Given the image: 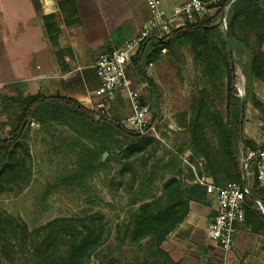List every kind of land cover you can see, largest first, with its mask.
<instances>
[{
    "label": "rangeland",
    "instance_id": "rangeland-1",
    "mask_svg": "<svg viewBox=\"0 0 264 264\" xmlns=\"http://www.w3.org/2000/svg\"><path fill=\"white\" fill-rule=\"evenodd\" d=\"M17 1L7 0L9 9L5 12L0 5L2 17L10 20L16 14L14 8L23 4V0ZM186 1L165 0V6H180ZM2 2L0 0V4ZM260 6L263 8L264 2ZM67 13L62 17L65 22L72 16ZM258 31L257 25L244 19L236 25L239 40L231 49L239 98L242 91L241 97L245 99L249 86L246 78L250 58L243 45L256 46ZM207 62L206 58L195 56L182 40L176 41L155 63L142 66L152 87L141 88L143 80L136 74L131 60L127 67L128 78L133 86L141 89L142 98L151 108L150 121L154 120L152 125L157 131L155 137H144L141 151L136 150V145L130 151L127 139L111 126L83 128L77 124L73 129L63 122L49 120L47 114L42 121L32 119L17 153L16 173L0 181V264H40L37 248L46 241L49 225L60 219H81L82 224L94 222L105 228L107 242L83 264H130L150 259L153 242L146 240L137 247L119 240L140 205L162 200L166 182L178 180L183 197L196 200L203 195L191 193L196 186L201 192L205 190L201 185L203 180L213 184L218 180L222 186L240 184L225 180L229 169L219 153L220 137L215 122L218 118L224 123L228 120L227 69L222 64L214 67ZM250 87L251 93L256 96V91V98L262 103L264 82L252 81ZM41 91L36 85L30 88L27 84L5 83L0 111L1 137H6L14 127L24 99L32 93L42 94ZM200 107L205 132L203 147L210 159L196 151L192 142L190 124ZM130 112L127 100L122 98L117 106L110 107L106 116L122 124ZM261 113L248 96L243 123L238 127L242 128V136L239 132L235 142L240 158L244 140L256 145L253 138L261 134L258 127ZM246 183L253 188L255 180L250 177ZM24 226L31 234L23 243ZM243 226L248 234L254 235L246 224ZM43 227L48 228L36 235L35 231ZM256 235L262 246L264 234ZM208 254L214 259L206 257L207 264H223V258L215 249Z\"/></svg>",
    "mask_w": 264,
    "mask_h": 264
},
{
    "label": "trees",
    "instance_id": "trees-1",
    "mask_svg": "<svg viewBox=\"0 0 264 264\" xmlns=\"http://www.w3.org/2000/svg\"><path fill=\"white\" fill-rule=\"evenodd\" d=\"M261 2H264V0H239L227 14L228 28L226 30L231 46H233L239 40L236 34V25L240 19L248 21L251 25H257L259 28L257 45L251 46L245 43L243 45L250 58V68L246 78L249 86L246 90L245 102L247 104V98L250 96L255 109L259 112H262V103L251 93L250 83L252 81L264 82V53L261 50L264 42V11L260 6ZM57 3L61 11L70 12L72 16H75L76 7L74 0H57ZM222 13L223 10H217L213 17L203 23L187 25L175 31L170 39L150 40L147 42L145 49L140 50L132 58V63L136 74L143 80L142 83H145L147 88L149 86L152 87L151 81L142 72V66L155 63L163 51L170 48L172 43L182 40L184 44L190 47L195 56L206 58L208 60L207 63L214 67L219 64L226 67L228 120L224 123L220 118L215 119L220 137L219 153L229 169V174L225 180L244 184L240 157L235 149V142L239 139L240 132L238 128L240 127V98L237 96L235 77H233V72L231 71L230 59L224 43V31L219 24ZM43 21L50 41L56 45L60 31L57 22H55V16H44ZM3 102L4 97H2V105ZM142 102L146 103L144 99ZM201 111L202 108L200 107L199 114L195 115L190 124L192 142L196 151L205 158L210 159L205 146L203 147L205 132ZM44 114H47L49 120L63 122L73 129L77 124L83 128L111 126L119 135L127 139L130 143H127L130 151H132L134 145L137 146V151H141L140 145L144 137L125 129L119 120L111 119L105 115L98 114L94 110H89L70 97L36 94L24 99L21 113L17 116L14 127L6 137L0 136V181L6 176L11 177L13 175L11 173L14 171L16 173L19 166L17 153L22 145V139L29 131V123L32 119L42 121ZM98 116L99 118H97ZM153 121L151 120L150 123H153ZM243 143L246 149L253 147L251 142L244 140ZM214 185L216 187H225L220 185L218 180ZM205 191L203 190L202 193L201 188L196 186L191 195L200 194L203 197L197 198L198 200L184 198L180 182L176 179H171L163 187V198L160 202L158 200L145 202L140 205L126 224L122 232V239L119 241L123 243L128 241L131 246L138 247L142 242L149 240L153 242L154 250L150 259L137 260L130 264H176L169 254L161 248V245L171 231L186 219L189 214L190 203L192 201H204ZM258 201L264 205V190L260 188L258 181L255 180L254 187L251 188L249 195L245 199L244 222L254 234H264V214L259 209ZM92 221L94 220L92 219ZM83 222L81 219H60L52 222L49 225L50 232L46 241L37 248L40 264H83L89 260L96 250L105 245L107 242L105 240V228L94 222L89 225L82 224ZM46 228L48 227L37 229L35 234L38 235V232L44 231ZM30 234L27 227L24 226L21 234L23 243ZM119 238H121L120 235ZM102 264L121 263L108 262Z\"/></svg>",
    "mask_w": 264,
    "mask_h": 264
},
{
    "label": "crops",
    "instance_id": "crops-1",
    "mask_svg": "<svg viewBox=\"0 0 264 264\" xmlns=\"http://www.w3.org/2000/svg\"><path fill=\"white\" fill-rule=\"evenodd\" d=\"M74 2L76 14L67 22L62 20L67 12L60 10L57 0H23L10 20L2 17L0 9V82L5 85L12 81L30 88L36 85L44 96L70 97L93 110L99 102L94 92L100 80L92 66L99 54L121 47L137 34L147 19V7L145 0ZM162 2L166 5L165 0ZM0 5L4 12L9 9L7 0ZM47 15L55 16L60 31L56 45L50 41L43 21ZM261 50L264 53V42ZM122 98L126 99L125 94L118 92L111 106H117ZM215 214L212 195L206 193L203 202L192 201L188 216L171 231L161 248L178 264H207L206 257L214 259L208 254L212 249L223 258V264H264V241L261 246L259 235L248 234L245 222L238 227L234 252L225 253L209 240L207 228ZM242 226L244 231H239Z\"/></svg>",
    "mask_w": 264,
    "mask_h": 264
},
{
    "label": "built area",
    "instance_id": "built-area-1",
    "mask_svg": "<svg viewBox=\"0 0 264 264\" xmlns=\"http://www.w3.org/2000/svg\"><path fill=\"white\" fill-rule=\"evenodd\" d=\"M238 1L187 0L180 6L167 9L162 0H145L148 16L137 34L121 47L99 54L92 66L100 80V86L94 92L99 102L93 110L106 116L116 94L123 92L131 110L130 115L122 122L123 127L142 137H155L156 128L150 123L151 108L142 102L144 97L139 92L141 89L133 86L128 78L127 67L132 58L140 50H144L150 40L170 39L173 32L187 25L203 23L213 17L217 10H223L219 24L225 32L228 28L227 14ZM4 86L0 82V111ZM140 87L146 88L147 85L142 83ZM239 95L241 97L243 94L240 92ZM258 127L261 134L253 138L256 145L244 148L240 163L246 180L252 177L264 190V104ZM201 185L205 187L207 194L214 197L216 208L215 217L207 228V236L225 253H230L235 247L238 227L245 221V199L251 188L247 183L216 187L208 180H203ZM257 204L264 214V205L259 201Z\"/></svg>",
    "mask_w": 264,
    "mask_h": 264
},
{
    "label": "water",
    "instance_id": "water-1",
    "mask_svg": "<svg viewBox=\"0 0 264 264\" xmlns=\"http://www.w3.org/2000/svg\"><path fill=\"white\" fill-rule=\"evenodd\" d=\"M223 38H224V43L226 45L228 57L230 59L231 71L233 72V77H234L235 66H234V61L232 59V49H231L230 40H229V37H228V34H227L226 31L223 32ZM245 106H246L245 99L243 97H240V124L243 123V118H244V113H245ZM241 134H242V128H240V135ZM243 156H244V153H243ZM243 183H246L245 176L243 178Z\"/></svg>",
    "mask_w": 264,
    "mask_h": 264
},
{
    "label": "bare ground",
    "instance_id": "bare-ground-1",
    "mask_svg": "<svg viewBox=\"0 0 264 264\" xmlns=\"http://www.w3.org/2000/svg\"><path fill=\"white\" fill-rule=\"evenodd\" d=\"M241 93L243 94V92L241 91Z\"/></svg>",
    "mask_w": 264,
    "mask_h": 264
}]
</instances>
